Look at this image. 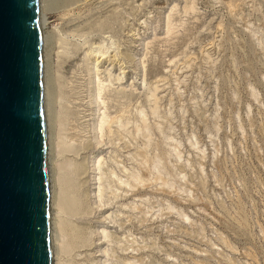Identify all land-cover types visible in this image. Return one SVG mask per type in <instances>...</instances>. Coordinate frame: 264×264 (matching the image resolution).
I'll return each instance as SVG.
<instances>
[{
    "label": "rangeland",
    "instance_id": "374dc122",
    "mask_svg": "<svg viewBox=\"0 0 264 264\" xmlns=\"http://www.w3.org/2000/svg\"><path fill=\"white\" fill-rule=\"evenodd\" d=\"M60 2L62 264H264V0Z\"/></svg>",
    "mask_w": 264,
    "mask_h": 264
},
{
    "label": "water",
    "instance_id": "95a60500",
    "mask_svg": "<svg viewBox=\"0 0 264 264\" xmlns=\"http://www.w3.org/2000/svg\"><path fill=\"white\" fill-rule=\"evenodd\" d=\"M38 0H0V264H52Z\"/></svg>",
    "mask_w": 264,
    "mask_h": 264
},
{
    "label": "bare ground",
    "instance_id": "6f19581e",
    "mask_svg": "<svg viewBox=\"0 0 264 264\" xmlns=\"http://www.w3.org/2000/svg\"><path fill=\"white\" fill-rule=\"evenodd\" d=\"M48 1V0H47ZM46 0H38L39 18L41 29V43H42V66H43V95H44V118H45V138H46V153H47V174H48V190H49V204H50V229H51V251L52 264H62L61 255L66 252L68 243L64 237L66 235L63 212L69 209L73 212L79 211V205L71 198L66 197L65 191L61 188L63 184L62 176L59 172L60 165L57 161L61 142L59 137L54 132V112L53 99L50 88L49 76V52L46 47V35L44 31V24L46 21ZM51 1V0H49ZM60 1V0H59ZM87 0H61L62 9L61 14L66 16L70 14L75 8L81 6ZM48 5V4H47ZM60 5V4H59ZM74 6V7H73ZM67 17V16H66ZM46 25V24H45ZM51 74V73H50ZM52 82V81H51ZM52 86V85H51ZM54 90V89H53ZM54 95V94H53ZM52 99V100H51ZM55 100V99H54ZM56 108H54L55 110ZM106 121L104 114L102 124ZM101 124V128L102 127ZM58 150V151H57ZM58 152V155H57ZM62 258V257H61Z\"/></svg>",
    "mask_w": 264,
    "mask_h": 264
}]
</instances>
